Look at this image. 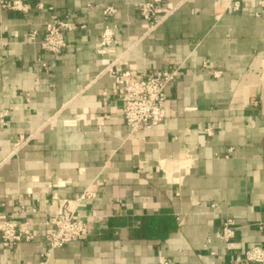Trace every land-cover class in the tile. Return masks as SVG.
<instances>
[{"label": "crops", "instance_id": "0c3cea01", "mask_svg": "<svg viewBox=\"0 0 264 264\" xmlns=\"http://www.w3.org/2000/svg\"><path fill=\"white\" fill-rule=\"evenodd\" d=\"M24 1L26 11L0 9V214L29 218L37 235L0 243V264H38L44 221L85 191L88 236L52 250L47 264H224L264 245L258 0H243L237 12L225 9L231 0H152L150 20L139 16L143 0H43L41 9V0ZM108 6L116 12L105 17ZM166 6L173 10L158 20ZM53 14L76 26L59 55L40 46ZM106 25H116V42L99 54ZM179 64L164 120L132 131L115 73ZM21 134L32 138L9 156ZM224 217L236 227L229 241L216 236Z\"/></svg>", "mask_w": 264, "mask_h": 264}, {"label": "built area", "instance_id": "2783aa9c", "mask_svg": "<svg viewBox=\"0 0 264 264\" xmlns=\"http://www.w3.org/2000/svg\"><path fill=\"white\" fill-rule=\"evenodd\" d=\"M243 0H231L226 6V10L239 11ZM257 4L264 8V0H258ZM41 9L44 7L43 0L36 5ZM29 8L24 0H0V9L26 11ZM137 9L142 19L150 20L157 12V4L152 0H143L138 2ZM173 10L166 6L165 12L158 20L166 16ZM116 12L112 6L105 7L103 14L109 17ZM152 23L150 27H154ZM115 26L106 25L100 35L99 47L97 53L102 54L115 44ZM80 27H83L81 25ZM75 24L57 18L54 14L44 25V31L40 39L42 50L53 55H59L66 47L65 32L74 30ZM37 37L36 31H31L26 40L34 42ZM39 64L45 68L46 64L41 58L36 59ZM182 64L176 65L171 69L147 70L135 76L129 70H123L115 73V87L121 102L124 119L132 131H142L159 125L167 115L168 109L165 104L166 88L173 83L179 76ZM6 114V112H5ZM4 115L0 116V123L4 124ZM208 135L212 133L211 127H206ZM32 138L18 135L9 156H17L18 151L28 144ZM90 197V192L85 191L82 197ZM82 197L62 200L58 203L56 213L44 221L47 230L44 235L45 248L40 253L38 264H47L51 251L57 247L64 246L68 242L76 239H84L89 234V226L86 216L82 215L80 208L82 206ZM54 198L57 199V196ZM33 222L29 218H15L12 215L0 214V243L4 247H15L20 242L33 241L37 235L32 227ZM261 228L262 226L259 225ZM235 229L232 221L228 217L221 219V224L216 231V236L223 241H229L235 236ZM157 264H175L168 257H160ZM224 264H264V245H254L246 249L243 254L235 256L232 260Z\"/></svg>", "mask_w": 264, "mask_h": 264}]
</instances>
